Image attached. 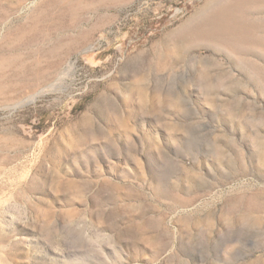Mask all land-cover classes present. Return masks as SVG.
I'll use <instances>...</instances> for the list:
<instances>
[{
  "label": "rangeland",
  "instance_id": "1",
  "mask_svg": "<svg viewBox=\"0 0 264 264\" xmlns=\"http://www.w3.org/2000/svg\"><path fill=\"white\" fill-rule=\"evenodd\" d=\"M0 264H264V0H0Z\"/></svg>",
  "mask_w": 264,
  "mask_h": 264
}]
</instances>
